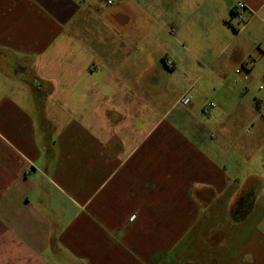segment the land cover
Here are the masks:
<instances>
[{
	"label": "crops",
	"instance_id": "obj_1",
	"mask_svg": "<svg viewBox=\"0 0 264 264\" xmlns=\"http://www.w3.org/2000/svg\"><path fill=\"white\" fill-rule=\"evenodd\" d=\"M238 1L0 0V264H264V0L216 47L254 84L177 104Z\"/></svg>",
	"mask_w": 264,
	"mask_h": 264
},
{
	"label": "rangeland",
	"instance_id": "obj_2",
	"mask_svg": "<svg viewBox=\"0 0 264 264\" xmlns=\"http://www.w3.org/2000/svg\"><path fill=\"white\" fill-rule=\"evenodd\" d=\"M137 1L140 2V0H137ZM210 3H211V0H203V4L209 5ZM136 4L137 3L134 2L135 9H136ZM232 19H234L232 24L234 26H237L238 25L237 19L236 18H232ZM227 27H229V29L225 28L224 25L221 23L218 27L215 28V30L219 32V37H218L219 41L213 44L215 47L208 46L207 41H206L205 45L208 46V50L201 49V46H204V45L200 46V44L196 45V49H194L195 52H197V54L201 55L202 67L204 68L207 67V65L210 62L214 61V59H216L215 61H218V62H215L213 65H211L209 69H207L200 75L197 81L198 82L197 88L194 89L191 93L188 92L191 95V97L193 95L194 101H202V102L206 101L207 104L205 103L206 104L205 107H207L209 111L211 110L212 107L216 109L223 107L235 95L238 98H240L241 96L240 92L242 93V91H246V88L244 86L242 87V84H244L245 86H247L248 83L254 84L253 79L250 76L247 77L245 73H243V75H240L236 71H233V72L230 71V69H226L225 73L223 74L219 73V69L217 68L218 64L221 63L222 61L229 60L232 54H233V59H231V61L229 60V62L233 63L234 61H237V59H234V56L237 57L236 50H239V48L241 47L240 45L241 41L237 40V42L233 44L231 43L230 45H228L227 48L219 56H217L218 55V51L216 50V47H218L217 45L219 44L223 45L225 41L228 42L230 37H232V34L237 32L236 28L232 27V25H229ZM148 48H150L149 51H152V55L155 58V62L156 61L158 62L157 67L158 68H162V66L164 67V61L162 57L164 53H162L161 45L151 44V45H148ZM139 50L144 51L145 45H140ZM239 52L243 54L245 51L241 50ZM246 58L247 59L249 58L248 55L246 56ZM139 63L141 64V61H139ZM1 68L2 70H7L11 72V68H7V67H4V68L1 67ZM240 69L242 70V72H245L243 67H240ZM257 69L258 70L264 69V62H260L259 66H257ZM139 71L142 72L143 71L142 68L139 67ZM179 73L181 72H178L177 74ZM182 73H185V72H182ZM172 82L173 80L171 79H164L163 81L164 87H161V90L159 92H163V90L165 89V91L168 92L167 96H169V98H172L174 94L173 91L177 92V88H175L174 90L169 89V86L172 84ZM255 83L257 87H255L256 90H254L253 92L254 93H256V91L264 92V79L256 81ZM251 86L252 85H250L249 87ZM259 86H261L260 90H259ZM200 90H202L203 92H201ZM205 93L206 95H204ZM195 94L197 95V97L194 96ZM33 95L36 96V94L30 92L31 98L33 97ZM44 105H47L44 100H42V103H39V105H34V107L37 109V117L38 116L50 117L49 108L47 109L44 108ZM35 114H36V111H35ZM262 114L264 117V112H262ZM262 167L264 168V165H262Z\"/></svg>",
	"mask_w": 264,
	"mask_h": 264
},
{
	"label": "built area",
	"instance_id": "obj_3",
	"mask_svg": "<svg viewBox=\"0 0 264 264\" xmlns=\"http://www.w3.org/2000/svg\"><path fill=\"white\" fill-rule=\"evenodd\" d=\"M106 1H107V4L110 6H113L115 3L114 0H106ZM247 9H248V6L243 0L238 1L235 8L233 9L232 17L236 18L238 21L237 22L238 25L235 26L237 31L244 29L249 22V20L246 19L244 16V11ZM252 16H250V19L252 18ZM191 102H192V97L188 92L182 94L177 100V104L181 106H188L191 104Z\"/></svg>",
	"mask_w": 264,
	"mask_h": 264
},
{
	"label": "trees",
	"instance_id": "obj_4",
	"mask_svg": "<svg viewBox=\"0 0 264 264\" xmlns=\"http://www.w3.org/2000/svg\"><path fill=\"white\" fill-rule=\"evenodd\" d=\"M232 14H233V12H232ZM246 196H248V195H246ZM246 197L245 196H243L240 200H239V203H241V204H244L245 203V199Z\"/></svg>",
	"mask_w": 264,
	"mask_h": 264
}]
</instances>
